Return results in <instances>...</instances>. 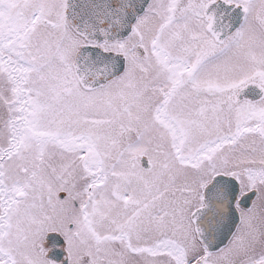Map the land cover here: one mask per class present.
Wrapping results in <instances>:
<instances>
[{
	"label": "snow or ice",
	"instance_id": "snow-or-ice-1",
	"mask_svg": "<svg viewBox=\"0 0 264 264\" xmlns=\"http://www.w3.org/2000/svg\"><path fill=\"white\" fill-rule=\"evenodd\" d=\"M0 264H264V0H0Z\"/></svg>",
	"mask_w": 264,
	"mask_h": 264
}]
</instances>
